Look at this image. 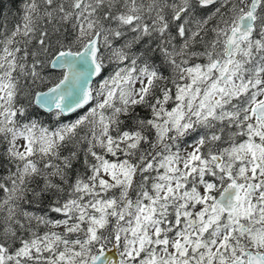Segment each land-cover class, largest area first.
Instances as JSON below:
<instances>
[{
    "label": "snow or ice",
    "instance_id": "obj_1",
    "mask_svg": "<svg viewBox=\"0 0 264 264\" xmlns=\"http://www.w3.org/2000/svg\"><path fill=\"white\" fill-rule=\"evenodd\" d=\"M0 172V264H264V0H23Z\"/></svg>",
    "mask_w": 264,
    "mask_h": 264
},
{
    "label": "trees",
    "instance_id": "obj_2",
    "mask_svg": "<svg viewBox=\"0 0 264 264\" xmlns=\"http://www.w3.org/2000/svg\"><path fill=\"white\" fill-rule=\"evenodd\" d=\"M22 2L23 0H0V23H3L4 20L7 19L8 24L11 27L20 15ZM0 174L3 173L0 172Z\"/></svg>",
    "mask_w": 264,
    "mask_h": 264
},
{
    "label": "water",
    "instance_id": "obj_3",
    "mask_svg": "<svg viewBox=\"0 0 264 264\" xmlns=\"http://www.w3.org/2000/svg\"><path fill=\"white\" fill-rule=\"evenodd\" d=\"M59 71V70H58ZM111 255L115 258V259H117V257H116V253L113 251V253H111Z\"/></svg>",
    "mask_w": 264,
    "mask_h": 264
},
{
    "label": "flooded vegetation",
    "instance_id": "obj_4",
    "mask_svg": "<svg viewBox=\"0 0 264 264\" xmlns=\"http://www.w3.org/2000/svg\"><path fill=\"white\" fill-rule=\"evenodd\" d=\"M116 257H117V259H118V255L116 254Z\"/></svg>",
    "mask_w": 264,
    "mask_h": 264
}]
</instances>
